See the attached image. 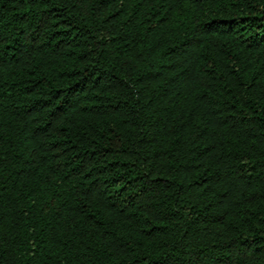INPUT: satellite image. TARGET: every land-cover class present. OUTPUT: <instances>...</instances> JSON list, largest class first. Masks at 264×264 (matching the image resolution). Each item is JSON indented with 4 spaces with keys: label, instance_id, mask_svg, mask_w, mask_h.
Instances as JSON below:
<instances>
[{
    "label": "trees",
    "instance_id": "trees-1",
    "mask_svg": "<svg viewBox=\"0 0 264 264\" xmlns=\"http://www.w3.org/2000/svg\"><path fill=\"white\" fill-rule=\"evenodd\" d=\"M0 264H264V0H0Z\"/></svg>",
    "mask_w": 264,
    "mask_h": 264
}]
</instances>
